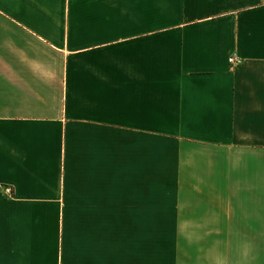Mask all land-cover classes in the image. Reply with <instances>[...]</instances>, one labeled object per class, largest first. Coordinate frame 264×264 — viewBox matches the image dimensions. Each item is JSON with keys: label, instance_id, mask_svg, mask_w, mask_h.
Returning a JSON list of instances; mask_svg holds the SVG:
<instances>
[{"label": "crops", "instance_id": "obj_1", "mask_svg": "<svg viewBox=\"0 0 264 264\" xmlns=\"http://www.w3.org/2000/svg\"><path fill=\"white\" fill-rule=\"evenodd\" d=\"M0 184V264H264V0H0Z\"/></svg>", "mask_w": 264, "mask_h": 264}, {"label": "built area", "instance_id": "obj_2", "mask_svg": "<svg viewBox=\"0 0 264 264\" xmlns=\"http://www.w3.org/2000/svg\"><path fill=\"white\" fill-rule=\"evenodd\" d=\"M229 62L230 64H236L239 62V58H237V56H233L231 59H229ZM0 189H1L2 196L6 198L14 197L15 189L11 185L0 184Z\"/></svg>", "mask_w": 264, "mask_h": 264}]
</instances>
